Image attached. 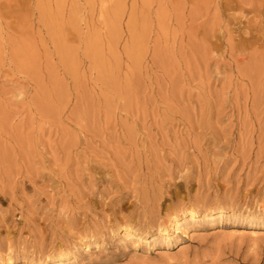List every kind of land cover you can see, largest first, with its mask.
<instances>
[{"label":"rangeland","instance_id":"rangeland-1","mask_svg":"<svg viewBox=\"0 0 264 264\" xmlns=\"http://www.w3.org/2000/svg\"><path fill=\"white\" fill-rule=\"evenodd\" d=\"M220 206L178 245L121 239ZM246 214L264 218V0H0L3 264H264Z\"/></svg>","mask_w":264,"mask_h":264},{"label":"bare ground","instance_id":"bare-ground-1","mask_svg":"<svg viewBox=\"0 0 264 264\" xmlns=\"http://www.w3.org/2000/svg\"><path fill=\"white\" fill-rule=\"evenodd\" d=\"M40 9L42 14V20L49 29L50 33L55 39L57 44L58 50L60 55L64 58L70 66V70L74 71L72 68L73 59L70 57L71 51L66 48L63 43V39L61 38L60 30L61 24L57 23L55 19L56 14L52 13L45 2L40 3ZM115 12H112L111 18L108 17V25L114 22L115 17L113 15ZM114 24V23H113ZM132 30V39H133V46L128 49V53L131 55H135L136 48L134 46V42L138 43V37H140L141 31L138 30V27L135 22L131 23L130 26ZM97 42L89 47L88 52L94 58L98 64L102 62L100 53L98 52ZM68 59V60H67ZM107 73V72H106ZM227 209L225 207H217L216 209L210 211H201L198 207H192L185 211L179 210L177 214L171 215L167 218L164 223V226L159 227L156 232L148 237L146 236H139L136 231L130 226H122L121 229V239L122 241H129L131 238H140L142 239L143 248L145 250L158 248L161 246L169 247L170 244L178 245L181 242V239L178 237L182 235L183 238H191L192 235L196 233L202 226L214 224L222 220L226 216ZM248 224L249 227L256 228V229H264V218H258L257 215H250L246 214L244 217L241 216ZM262 219L261 223H257V220ZM91 243V238H90ZM90 244H85L84 249H89ZM76 255L74 252L69 253H53L52 256L46 258V260L40 264H66L72 263L75 259ZM10 262V257L5 259V264ZM0 264H3L2 257H0Z\"/></svg>","mask_w":264,"mask_h":264}]
</instances>
